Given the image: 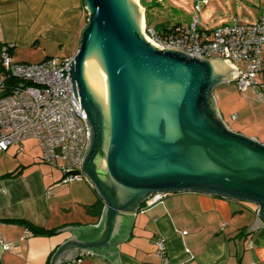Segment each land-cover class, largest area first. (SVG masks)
Instances as JSON below:
<instances>
[{"label": "water", "instance_id": "obj_1", "mask_svg": "<svg viewBox=\"0 0 264 264\" xmlns=\"http://www.w3.org/2000/svg\"><path fill=\"white\" fill-rule=\"evenodd\" d=\"M83 1L87 25L59 78L68 77L89 131L74 174L106 208L96 226L55 231L74 236L50 264L72 260L77 250L119 264L117 244L134 214L116 212H135L155 194L196 192L250 203L264 225V145L229 131L212 99L218 85L235 77L229 64L145 41L137 0ZM258 221L249 232L264 228Z\"/></svg>", "mask_w": 264, "mask_h": 264}, {"label": "crops", "instance_id": "obj_2", "mask_svg": "<svg viewBox=\"0 0 264 264\" xmlns=\"http://www.w3.org/2000/svg\"><path fill=\"white\" fill-rule=\"evenodd\" d=\"M262 11L264 4L254 23ZM86 25L83 0H0V51L7 47L21 64L70 59ZM260 57L263 69L257 82L263 100L253 90L238 93L229 117L235 124L232 133L264 145V48ZM225 62L234 75L232 63ZM227 83L237 90L233 78ZM216 112L228 129L221 112ZM93 205L99 207L95 212L88 210ZM104 208L84 177L63 183L62 173L43 162L36 141L15 143L0 152V233L12 246L7 252L0 248V264H50L57 248L74 235L37 232L96 226ZM256 212L253 204L196 192L169 194L151 207L142 201L135 212H116L134 214L127 238L117 244L119 264H160L155 256L158 238L164 239L168 264H264V228L249 232L258 221ZM57 264L111 263L77 250L75 258Z\"/></svg>", "mask_w": 264, "mask_h": 264}, {"label": "built area", "instance_id": "obj_3", "mask_svg": "<svg viewBox=\"0 0 264 264\" xmlns=\"http://www.w3.org/2000/svg\"><path fill=\"white\" fill-rule=\"evenodd\" d=\"M194 11L207 0H194ZM147 40L161 50L175 49L204 59H219L232 63L233 81L238 93L253 90L263 100L257 76L262 72L261 51L264 48V11L254 24H238L236 20L208 30L199 17L187 27L176 26L165 35H157L153 28L144 27ZM66 60L48 59L38 64L16 63L8 48L0 51V152L26 140L37 142L43 162L60 171L63 183L81 182L75 175L88 146L89 131L86 115L79 100L74 98L68 77L59 78V72L69 71ZM235 117H232L234 119ZM166 194L150 195L145 207H151ZM11 244L0 233V248L7 252ZM155 256L160 264H168L163 238L155 241ZM248 249L252 243H248Z\"/></svg>", "mask_w": 264, "mask_h": 264}, {"label": "rangeland", "instance_id": "obj_4", "mask_svg": "<svg viewBox=\"0 0 264 264\" xmlns=\"http://www.w3.org/2000/svg\"><path fill=\"white\" fill-rule=\"evenodd\" d=\"M207 1L206 6L200 5L199 14L194 11V0H140V6L145 11V20L150 28L156 29L159 25H164L167 29L174 25L187 27L196 17H199L200 24L204 28L213 30L230 24L234 18L238 24L254 23L257 13L264 4V0ZM146 22L144 21V27L147 26ZM232 85L231 83L218 85L212 93L216 110L221 112L220 114L231 132L235 130V124L229 117L231 113L235 112L231 104L234 99L240 97Z\"/></svg>", "mask_w": 264, "mask_h": 264}, {"label": "trees", "instance_id": "obj_5", "mask_svg": "<svg viewBox=\"0 0 264 264\" xmlns=\"http://www.w3.org/2000/svg\"><path fill=\"white\" fill-rule=\"evenodd\" d=\"M139 3H140V1H139ZM145 22H146V20H145ZM146 25H147V22H146ZM176 26H179V25H174L172 28L167 29L164 25H159L156 29H154V28L153 29L157 35H165L166 32L173 30ZM147 28H149L148 25H147ZM97 208H99V207H97V205H93V206L89 207L88 210H92L95 212ZM37 234L50 235L53 233H50L47 231H38Z\"/></svg>", "mask_w": 264, "mask_h": 264}, {"label": "bare ground", "instance_id": "obj_6", "mask_svg": "<svg viewBox=\"0 0 264 264\" xmlns=\"http://www.w3.org/2000/svg\"><path fill=\"white\" fill-rule=\"evenodd\" d=\"M137 5H138V0H137ZM139 7V6H138ZM143 11V10H142ZM138 28H139V32L142 36V38L147 41V38H144V33H143V30H144V21H143V18L142 16L140 17L139 19V23H138ZM148 42V41H147Z\"/></svg>", "mask_w": 264, "mask_h": 264}]
</instances>
